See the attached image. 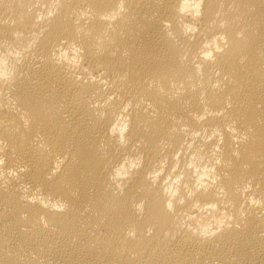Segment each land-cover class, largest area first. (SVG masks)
Returning <instances> with one entry per match:
<instances>
[{"label":"bare ground","instance_id":"1","mask_svg":"<svg viewBox=\"0 0 264 264\" xmlns=\"http://www.w3.org/2000/svg\"><path fill=\"white\" fill-rule=\"evenodd\" d=\"M0 264H264V0H0Z\"/></svg>","mask_w":264,"mask_h":264}]
</instances>
